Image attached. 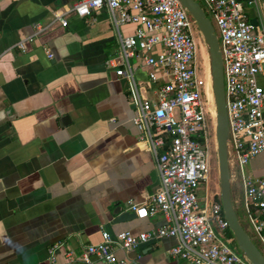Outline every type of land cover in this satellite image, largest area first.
<instances>
[{
	"label": "crops",
	"instance_id": "crops-1",
	"mask_svg": "<svg viewBox=\"0 0 264 264\" xmlns=\"http://www.w3.org/2000/svg\"><path fill=\"white\" fill-rule=\"evenodd\" d=\"M76 1L0 0V264H82L81 246L100 241L102 231L137 234L163 223L160 216L111 222L116 205L146 200L158 174L131 121L130 84L105 63L118 50L108 11L69 13L64 27L54 18ZM238 1L246 21L262 30L264 0ZM138 61L143 99L151 91ZM261 70L264 87V62ZM245 172L264 178V152ZM55 242L62 245L51 263L47 249ZM175 243L161 237L115 255L129 264H186L168 257Z\"/></svg>",
	"mask_w": 264,
	"mask_h": 264
},
{
	"label": "built area",
	"instance_id": "built-area-1",
	"mask_svg": "<svg viewBox=\"0 0 264 264\" xmlns=\"http://www.w3.org/2000/svg\"><path fill=\"white\" fill-rule=\"evenodd\" d=\"M200 1L221 56L229 176L238 186L233 202L241 205L253 237L264 249V178L244 170L249 159L264 152V87L257 81L264 62V28L256 31L246 21L238 0ZM102 7L108 11L118 43L117 53L105 63L116 67L115 74L130 84L136 103L131 121L158 174L156 189L143 203L128 202L126 210L136 218L160 216L163 223L137 234L125 230L110 236L102 231L100 241L82 245L76 258L82 264L92 260L129 264L115 251L171 237L176 243L166 253L174 261L250 264L231 245L216 187L214 183L209 187L211 103L203 44L193 21L177 0H77L54 18L64 27L69 13L83 17ZM121 26L132 30L122 34ZM133 56L146 67L148 98L138 96L134 70L139 64H131ZM61 245L55 242L48 247L51 263Z\"/></svg>",
	"mask_w": 264,
	"mask_h": 264
},
{
	"label": "water",
	"instance_id": "water-1",
	"mask_svg": "<svg viewBox=\"0 0 264 264\" xmlns=\"http://www.w3.org/2000/svg\"><path fill=\"white\" fill-rule=\"evenodd\" d=\"M180 6L186 11L195 25L199 39L203 44L204 66L207 73L208 94L211 108L212 134H213V155L215 164L211 167L216 173L214 185L217 190L218 200L221 205L222 215L227 228L232 235L237 251L250 264H264V256L254 245L245 229L241 226L234 210L235 198L231 196L232 182L229 176L228 164V125L226 117L225 98L223 91L222 64L218 48L217 36L209 17L203 11L202 6L196 0H177ZM66 122V117L59 121L60 125ZM211 159V158H210ZM212 173V172H211ZM210 173V175H211ZM112 223L129 220L135 217L133 212L122 209L116 205L111 210Z\"/></svg>",
	"mask_w": 264,
	"mask_h": 264
},
{
	"label": "rangeland",
	"instance_id": "rangeland-1",
	"mask_svg": "<svg viewBox=\"0 0 264 264\" xmlns=\"http://www.w3.org/2000/svg\"><path fill=\"white\" fill-rule=\"evenodd\" d=\"M200 5H202L201 1L200 0H196ZM208 17L209 15L206 14ZM129 61L131 62V64H134L136 63V57L133 56L129 59ZM150 97V96H149ZM210 157H211V164L214 165L215 164V159H214V155H213V152L211 151V154H210ZM244 170H245V166H244ZM211 177V182L209 183V187H212L213 186V183H215L214 181L216 180V173L213 172L211 173L210 175ZM231 190V196L232 198H235L236 197V194H237V183H233L232 184V187L230 188ZM234 210H235V213L238 217V220L240 222V224L242 225V227L245 229V231L247 232V234L249 235L250 239L252 240V242L254 243V245L260 250V252L262 253V255L264 256V249L259 245V243L255 240V238L253 237V234L251 232V229L247 223V221L245 220V217H244V213L242 211V208H241V205L240 204H235L234 203ZM231 245L237 249V246L236 244L233 242L231 243Z\"/></svg>",
	"mask_w": 264,
	"mask_h": 264
},
{
	"label": "trees",
	"instance_id": "trees-1",
	"mask_svg": "<svg viewBox=\"0 0 264 264\" xmlns=\"http://www.w3.org/2000/svg\"><path fill=\"white\" fill-rule=\"evenodd\" d=\"M242 226V225H241ZM227 234L229 235V236H231L232 237V235H231V233H230V231L227 229ZM233 242H234V240H233ZM235 243V242H234Z\"/></svg>",
	"mask_w": 264,
	"mask_h": 264
},
{
	"label": "bare ground",
	"instance_id": "bare-ground-1",
	"mask_svg": "<svg viewBox=\"0 0 264 264\" xmlns=\"http://www.w3.org/2000/svg\"><path fill=\"white\" fill-rule=\"evenodd\" d=\"M211 114L214 115V110L212 109Z\"/></svg>",
	"mask_w": 264,
	"mask_h": 264
},
{
	"label": "flooded vegetation",
	"instance_id": "flooded-vegetation-1",
	"mask_svg": "<svg viewBox=\"0 0 264 264\" xmlns=\"http://www.w3.org/2000/svg\"><path fill=\"white\" fill-rule=\"evenodd\" d=\"M210 172H213V168L211 167V170H210Z\"/></svg>",
	"mask_w": 264,
	"mask_h": 264
}]
</instances>
